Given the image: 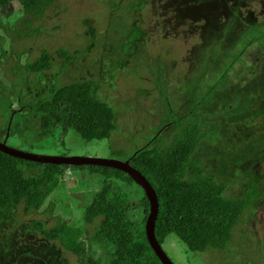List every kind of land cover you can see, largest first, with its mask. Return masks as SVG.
<instances>
[{"label":"rangeland","instance_id":"obj_1","mask_svg":"<svg viewBox=\"0 0 264 264\" xmlns=\"http://www.w3.org/2000/svg\"><path fill=\"white\" fill-rule=\"evenodd\" d=\"M13 8L0 9L7 26L0 29V87L11 89L0 109H16L9 146L124 161L147 142L170 145L182 132L190 134L199 118L206 136L194 158L203 176L224 182V193L235 198L252 174H264V0H52L37 19ZM44 51L50 66L26 72L25 63ZM83 80H93L95 97L114 111L115 128L106 139L87 142L62 127L42 130L39 117L18 106L21 96L39 103L56 85ZM23 167L26 175L40 172ZM68 167L39 211L25 213L21 204L0 225V264H82L58 240L32 229L34 220L46 228L81 226L94 258L107 259L109 250L95 239L101 217L83 220L102 176ZM262 179L261 199L245 210L225 248L189 253L167 238L163 248L174 264H264ZM129 190L139 196L136 186ZM132 204L129 215L140 219L138 202Z\"/></svg>","mask_w":264,"mask_h":264},{"label":"trees","instance_id":"obj_2","mask_svg":"<svg viewBox=\"0 0 264 264\" xmlns=\"http://www.w3.org/2000/svg\"><path fill=\"white\" fill-rule=\"evenodd\" d=\"M51 3L52 0H0V9L13 10L17 6L24 15L37 19ZM26 23L29 25V22ZM6 27L0 22V29L5 31ZM58 54L66 56L68 53L59 50ZM49 65L50 55L44 51L27 66V70L39 72ZM96 89L93 80L58 85L52 97L42 101L33 111L39 117L40 128L73 129L87 142L108 138L115 128L114 111L109 104L95 97ZM7 91L6 87H1L0 97H4ZM197 122L198 125L189 129L190 134L182 132L170 145L165 142L155 146L147 142L127 157L156 192V240L163 248L167 238H171L189 253L227 246L245 210L261 199L260 181L264 177L262 173L252 174L250 185L242 196L228 197L224 193L226 184L203 176L201 166L194 158L206 136L199 118ZM23 166L40 168V172L26 175ZM65 166L68 165L34 162L0 151V225L11 221L21 204L25 213L39 211L60 183V171ZM73 167L88 168L90 173L102 176V186L84 209L83 220L85 224H91L101 217L95 227V239L109 250V256L104 262V256L94 258L87 248L81 226L57 223L46 228L42 221L34 220L32 229L38 230L48 240H58L82 264H162L146 236L149 202L143 189L119 169L99 165L68 168ZM134 186L137 187L138 197L129 190ZM132 200L139 204L140 219L129 215L134 206ZM48 206L53 207L54 203L49 202Z\"/></svg>","mask_w":264,"mask_h":264},{"label":"water","instance_id":"obj_3","mask_svg":"<svg viewBox=\"0 0 264 264\" xmlns=\"http://www.w3.org/2000/svg\"><path fill=\"white\" fill-rule=\"evenodd\" d=\"M0 151L14 157L44 164H65L68 166L99 165L119 169L127 173L132 180L143 189L149 202V212L145 220V232L151 248L162 264H174L155 238L154 225L158 214V200L156 192L146 177L138 169L133 167L129 160L126 159L121 161L111 158H101L93 155H43L11 147L3 141H0Z\"/></svg>","mask_w":264,"mask_h":264},{"label":"flooded vegetation","instance_id":"obj_4","mask_svg":"<svg viewBox=\"0 0 264 264\" xmlns=\"http://www.w3.org/2000/svg\"><path fill=\"white\" fill-rule=\"evenodd\" d=\"M17 62V61H16ZM18 64V63H17ZM27 64V66H29L30 64L28 63H25ZM50 66V65H49ZM48 66V67H49ZM20 71L18 72H13L12 73V77L16 78L20 72H21V68H19ZM26 72H29V73H32L34 71H28L27 70V67L24 69ZM45 70V69H44ZM44 70H41L39 72H43ZM12 72V70H11ZM34 73H38V72H34ZM44 78L47 79V77L44 75ZM57 79V78H56ZM83 81H88V80H83ZM58 85H56V88L55 90L57 89ZM1 89V87H0ZM11 89H9L7 92H10ZM7 92L5 93L4 97H0V102H5L6 98H7ZM51 93L48 94V96H46L44 99L42 100H39V103H38V100L35 98L33 100H29V101H23L22 100V96L18 98L17 100V103H18V106H21V107H24L27 109V113L29 112H33L36 110V108L38 107V105L42 102V101H45L47 100L48 98L52 97L54 91H50ZM26 95V93H25ZM5 110V111H4ZM16 109H12L11 107H8V108H4L2 107V109H0V119L2 118L4 120V123L2 125V127H0V131L3 132L4 130V135L3 136H0V141H3L7 144V140L10 139L12 136V133L13 132H10L12 129H11V123H13V120H14V117H16V114H15V111ZM26 113V114H27ZM28 116V119L30 118V115H27ZM21 118V117H20ZM16 119V118H15ZM204 125V123H202ZM19 129V127H17ZM3 129V130H2ZM16 129H13L12 131H15ZM90 142H95V141H90ZM8 145V144H7ZM65 165V164H63ZM85 166V165H84ZM82 171H85V170H82ZM89 175H91L92 173L90 172H87ZM94 175V174H92Z\"/></svg>","mask_w":264,"mask_h":264}]
</instances>
